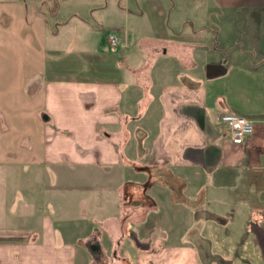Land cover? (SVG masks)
<instances>
[{"label": "crops", "instance_id": "crops-1", "mask_svg": "<svg viewBox=\"0 0 264 264\" xmlns=\"http://www.w3.org/2000/svg\"><path fill=\"white\" fill-rule=\"evenodd\" d=\"M49 3L0 0V264H264V0Z\"/></svg>", "mask_w": 264, "mask_h": 264}, {"label": "rangeland", "instance_id": "rangeland-1", "mask_svg": "<svg viewBox=\"0 0 264 264\" xmlns=\"http://www.w3.org/2000/svg\"><path fill=\"white\" fill-rule=\"evenodd\" d=\"M99 1H101V0H77V3L79 5H81V6H84L85 4H88V2H99ZM44 2H47L48 5H46V4L44 5L43 4V6H42L41 9L46 14L50 15L51 14V10L53 9V5L54 4L53 3H49V0H44ZM84 10H85V8L84 9L83 8H79L80 13H82V14L85 13V12H83ZM64 14L65 13L63 12V15ZM109 17H111V16H109ZM101 31L103 32V34H102L103 37L101 39L103 41V44L102 45L105 46L106 48L108 47L107 49H109L107 51L106 50H101V51L108 58L107 59L108 62H110V59H112L110 56H113V58L115 57V55H114L115 53H113V50L114 49H117V48L116 47L114 48L109 43L110 42V39H109L110 30H109V28H107V29H104L103 28ZM60 51H61V54H62L61 57H68V58L69 57H75L76 60H78V64H80V65L83 66V70L82 69H80V70L78 69L77 72H73V70L68 69L67 67H63V68L61 67L60 74H62V75H69V76H71V75H78V74L87 73L88 75L94 76V73L91 72L89 69H87V66H89V62L90 63L92 62V64L95 65V66H96V63L97 62L100 63V64L97 63L99 66L103 64V58L100 59L99 57H96L95 55H92V53L89 50H60ZM125 53H126V51H124L123 54L118 55V57H121L122 56V58H123L124 55H125ZM54 60L55 61H58V59H55V58H54ZM61 62H62V60L60 61V64H61ZM67 64L68 63H66L64 66H66ZM61 66H63V65H61ZM67 66H69V65H67ZM84 68H86V69H84ZM18 128H20V127H18ZM10 171L13 172L15 170L14 169H11ZM1 173L4 174L5 171H2ZM94 264H118V263H106L103 260H97L96 259L95 262H94Z\"/></svg>", "mask_w": 264, "mask_h": 264}, {"label": "built area", "instance_id": "built-area-1", "mask_svg": "<svg viewBox=\"0 0 264 264\" xmlns=\"http://www.w3.org/2000/svg\"><path fill=\"white\" fill-rule=\"evenodd\" d=\"M109 39L113 46H119L121 43L120 37L115 32L110 33ZM220 120L228 125L230 138L236 144L244 143L247 136L253 134L255 131L252 119L233 111L223 112L220 116Z\"/></svg>", "mask_w": 264, "mask_h": 264}, {"label": "water", "instance_id": "water-1", "mask_svg": "<svg viewBox=\"0 0 264 264\" xmlns=\"http://www.w3.org/2000/svg\"><path fill=\"white\" fill-rule=\"evenodd\" d=\"M86 246L88 247L89 251L93 255L95 259L99 258V254L101 253V245L98 241H87Z\"/></svg>", "mask_w": 264, "mask_h": 264}]
</instances>
